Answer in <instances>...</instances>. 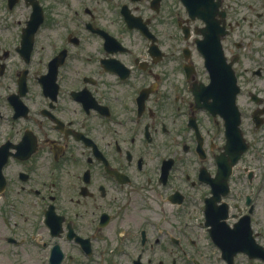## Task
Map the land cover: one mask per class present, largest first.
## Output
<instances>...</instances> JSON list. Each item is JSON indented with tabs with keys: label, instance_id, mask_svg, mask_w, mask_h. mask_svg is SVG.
Instances as JSON below:
<instances>
[{
	"label": "flooded vegetation",
	"instance_id": "1",
	"mask_svg": "<svg viewBox=\"0 0 264 264\" xmlns=\"http://www.w3.org/2000/svg\"><path fill=\"white\" fill-rule=\"evenodd\" d=\"M205 6L247 145L225 194L224 120L200 99L207 25L183 0H0V256L264 264V173L244 162L264 151V0Z\"/></svg>",
	"mask_w": 264,
	"mask_h": 264
},
{
	"label": "water",
	"instance_id": "2",
	"mask_svg": "<svg viewBox=\"0 0 264 264\" xmlns=\"http://www.w3.org/2000/svg\"><path fill=\"white\" fill-rule=\"evenodd\" d=\"M190 16L201 17L207 24V30L202 42L205 65L210 74V83L205 86L200 99L211 98L210 102L202 104L211 113L216 109L225 119V137L223 153L218 157L219 170L217 179H220L221 192L227 191V178L230 174L232 165L238 160L241 153L246 149L239 130V113L235 105V94L238 90L235 85L233 75L230 77L229 65L225 63L220 39L225 30L218 27V22L214 20L215 10L203 8L202 3L207 4L209 0H184ZM228 79L226 76H228ZM217 99V102L214 101ZM220 100V103L219 101ZM219 186L218 182L212 184L215 189ZM223 217V215L221 216ZM215 216L209 214L206 216V224L210 225V230H250L249 218L244 217L235 224L234 228H229L223 222H219Z\"/></svg>",
	"mask_w": 264,
	"mask_h": 264
},
{
	"label": "rangeland",
	"instance_id": "3",
	"mask_svg": "<svg viewBox=\"0 0 264 264\" xmlns=\"http://www.w3.org/2000/svg\"><path fill=\"white\" fill-rule=\"evenodd\" d=\"M242 8V6H241ZM244 162L246 163V165H250V167L252 168L253 173L255 174V178L259 179L262 177V173H264V167H263V163H264V151L262 150H256L253 151L252 153H247L244 156ZM243 165V164H242ZM237 170H241V169H237ZM242 172V171H241ZM240 172V173H241ZM244 176V174H242ZM263 219L262 218H258L257 221L259 222L258 224L261 225L260 228L263 229L264 224H263ZM0 264H36L34 262H32V260H20V259H16V256L14 255H5V256H0Z\"/></svg>",
	"mask_w": 264,
	"mask_h": 264
}]
</instances>
